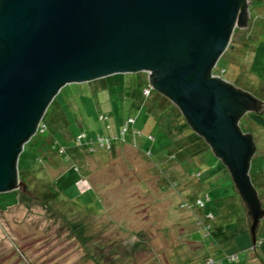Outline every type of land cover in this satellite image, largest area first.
I'll list each match as a JSON object with an SVG mask.
<instances>
[{
  "label": "rangeland",
  "instance_id": "1",
  "mask_svg": "<svg viewBox=\"0 0 264 264\" xmlns=\"http://www.w3.org/2000/svg\"><path fill=\"white\" fill-rule=\"evenodd\" d=\"M253 1H247L248 24L235 25L213 73L264 100V84L248 69L253 45L264 39V0ZM148 76L139 70L72 81L52 97L42 116L46 132L31 135L19 154L17 182H25L24 190L18 188L17 203L0 210V264H213L206 261L209 255L222 257L221 264H264V213L253 242L249 206L211 147L202 140L194 154L166 158L165 146L172 141L166 131L179 139L187 129L177 124L183 120L179 108L166 100L157 108L165 127L154 126L150 110L159 103L157 90L151 87L144 96L139 89ZM101 111L110 114L113 130L127 115L136 118V126L149 119L155 135L147 142L151 153L131 139L117 141L115 154L97 145L90 151L89 137L107 131L97 117ZM239 125L254 140L249 175L264 208V183L259 184L256 172L264 169V127L246 113ZM81 134V140L75 139ZM53 144L62 145L64 153ZM54 158L67 178L64 187L65 178L54 179L55 167L50 173L43 170ZM206 194L204 205H198L197 198ZM209 212L205 230L200 222ZM136 232H143L145 240L132 248ZM231 253L238 254L233 262Z\"/></svg>",
  "mask_w": 264,
  "mask_h": 264
},
{
  "label": "water",
  "instance_id": "2",
  "mask_svg": "<svg viewBox=\"0 0 264 264\" xmlns=\"http://www.w3.org/2000/svg\"><path fill=\"white\" fill-rule=\"evenodd\" d=\"M248 0H0V191L18 187L17 162L62 85L149 71L228 167L253 221L264 208L249 175L255 145L242 131L259 98L212 73Z\"/></svg>",
  "mask_w": 264,
  "mask_h": 264
},
{
  "label": "trees",
  "instance_id": "3",
  "mask_svg": "<svg viewBox=\"0 0 264 264\" xmlns=\"http://www.w3.org/2000/svg\"><path fill=\"white\" fill-rule=\"evenodd\" d=\"M254 1L253 0H250V3H253ZM248 10H249V3H248ZM249 14H250V16H251V13L249 12ZM249 22V19H247V23ZM233 32H234V29H233ZM248 69L251 71V72H253L254 74H256L259 78H260V80H261V83L262 84H264V39H259L254 45H253V56H252V59H251V61H250V63H249V66H248ZM146 73L148 74V71H146ZM151 85H150V83H149V80L147 79V80H145V81H141L140 82V84H139V89H141V93L144 95V96H148L149 94H150V92H151ZM144 88H148L149 89V92L147 93V94H144L143 93V89ZM242 89H243V87H242ZM157 90V89H156ZM157 96L158 95H160L161 97H166L169 101H171L172 103H173V101L168 97V96H166L165 94H163L162 92H160V91H158L157 90ZM159 98V97H158ZM159 103H158V105L156 106V107H154V108H159V107H161V100L159 99V101H158ZM171 103V104H172ZM160 104V105H159ZM174 104V103H173ZM172 104V105H173ZM175 105L179 108V106L175 103ZM174 106V105H173ZM264 108V103H263V107H262V109ZM164 110V109H163ZM179 114H181L182 116H183V120H180V123L181 122H183V123H181V125L182 124H186V126L188 127V129L191 131L192 129H191V126L189 125V123H188V121H187V118H186V116L183 114V112L181 111V109L179 108ZM177 111V112H178ZM244 113H246L247 114V116L249 117V119H251L253 122H255L256 124H258V125H260V126H262V127H264V109L263 110H261V111H258V110H256V109H246V111H244ZM100 115H104L103 116V118H101L100 117ZM109 116H110V114L109 113H107V112H99V114H98V119L100 120V121H103L104 122V124H105V128L107 129V131L106 130H104V131H98L96 134H102V135H106V136H112V141H114V143H113V145H112V148L111 149H109V150H112V152H114L115 151V143L117 142V141H119L120 139H117L118 137L117 136H115V134L119 131V129H120V126H121V124H122V122L119 124V127L117 126L116 128H115V126H114V128H115V130L113 131V126H112V124L109 122ZM127 116H132V115H127ZM127 116H125L124 117V119L127 117ZM159 116V118L161 117V113L158 115ZM43 118V117H42ZM41 118V121L42 122H44L45 123V130L43 131V132H38V131H35V133H40V134H42V133H45L46 132V129H47V126H46V122L43 120ZM123 119V120H124ZM155 121V120H154ZM134 122H135V120H134ZM156 122H157V120H156ZM134 124V123H133ZM133 124H132V127H133ZM134 128V127H133ZM240 128H241V126H240ZM137 129V128H136ZM138 129H141V128H138ZM242 129V131H243V128H241ZM192 132L194 133V137H196L195 138V141H198V140H204V141H206V139H205V137L203 136V135H201V134H199V133H197L194 129L192 130ZM245 133H248V132H245ZM96 134H94V135H96ZM128 135H130V132H128L125 136V138H126V140H128V139H130L129 138V136ZM135 135H139V134H135ZM249 135H250V137L252 138V140H253V137H252V135H251V133L249 132ZM93 136V135H92ZM145 136V135H144ZM145 138H147L146 136H145ZM148 139V138H147ZM149 141L151 140V139H148ZM148 140H147V142H148ZM152 141V140H151ZM194 141V142H195ZM147 142H145L144 143V148L146 147V148H149V146H147ZM207 142V141H206ZM208 143V142H207ZM253 143H254V140H253ZM209 144V143H208ZM54 148H56L57 149V151H58V146H55L54 144L52 145ZM60 146V145H59ZM209 146H210V144H209ZM23 147H24V145H23ZM211 147V146H210ZM41 149V148H40ZM23 150V149H22ZM147 150H150V149H147ZM255 150V149H254ZM185 153H187L188 151L185 149V151H184ZM213 152V151H212ZM45 152H43V154H44ZM20 154V153H19ZM254 151L251 153V155H250V167H249V171L251 170V162H252V159H253V157H254ZM40 154H36L35 156L36 157H38ZM220 158V157H219ZM221 159V158H220ZM18 162H20V158H19V156H18ZM18 162H17V164H18ZM223 165L225 164V163H222ZM225 166V165H224ZM264 170V169H263ZM231 174V173H230ZM51 183V182H50ZM46 188H48V189H51V190H53L55 187L54 186H52V185H48ZM25 190H27V187L25 188ZM19 189H18V187H13L12 189H9V190H4V191H0V210H5V209H7L9 206H12V205H14L15 203H17L18 202V198H19ZM242 196V195H241ZM73 222V221H72ZM77 223H78V221H76ZM74 223V224H77V223ZM209 226H210V224H209ZM203 228L205 229V230H208V228L206 229L204 226H203ZM116 236V235H115ZM145 240V238H144V234H143V232H136V234H135V240L133 239V242H132V248H134L135 247V245H136V243H137V241L138 240H141V242H142V240ZM113 240H116V243H114V245H116L117 243H119L118 241H117V239H116V237H114L113 236ZM113 240H111V241H109V242H111L112 243V241ZM112 245V244H111ZM125 245V244H124ZM131 246H129L130 248V251L129 252H131L133 249L131 248ZM111 248V247H110ZM112 249H115L113 246H112ZM111 249V250H112ZM132 249V250H131ZM209 256H211V255H209ZM237 259V258H236ZM235 260V259H234ZM233 260V261H234ZM230 261V260H229ZM233 261H231V262H233Z\"/></svg>",
  "mask_w": 264,
  "mask_h": 264
},
{
  "label": "crops",
  "instance_id": "4",
  "mask_svg": "<svg viewBox=\"0 0 264 264\" xmlns=\"http://www.w3.org/2000/svg\"><path fill=\"white\" fill-rule=\"evenodd\" d=\"M258 1V0H257ZM256 3V2H255ZM235 85V84H234ZM244 90H246L245 88H243ZM246 91H249L251 94H253L250 90H246ZM255 97H257L255 94H253ZM158 97L160 98V100L161 101H165L166 100V103H171V101H169L166 97H161L160 95H158ZM166 98V99H165ZM258 98V97H257ZM260 99V98H259ZM260 100H262V102H264V100H263V98H261ZM150 113L153 115V117H155V121H154V126H158V129H164V127H165V125H164V122L162 121V118L163 117H161V118H159V116H158V114H157V108H151V110H150ZM160 114V113H159ZM148 118H150V117H148ZM147 118V119H148ZM134 119H135V122H136V118L134 117ZM156 120H157V122H156ZM148 121H149V119L144 123V125H141L142 123H140V124H138V126H136V124H135V122H134V124H133V127L134 128H141V129H143L144 131H148V132H150V133H152L153 135H154V133H153V129H154V126H152V124L151 125H149V123H148ZM181 123H183V122H181ZM180 123V121H177V124H181ZM183 126H186V124H183ZM157 129V130H158ZM185 129H187V133H185V137L184 136H182V138H180L179 137V139L177 138H175V139H173L172 138V134L170 133V132H168V131H166V134L168 135V136H170V138H171V143H170V147H168V146H165L166 147V149L168 150V155H169V157L168 156H166V158H172V156H174L173 154H177V152H180V153H182V154H186L184 151H185V149L188 151L187 152V154H194V152H196L197 151V148H195L197 145H198V143H200V142H202V143H204L205 142V144H207L208 146H209V144L206 142V141H202V140H198V141H195V138L196 137H194L195 135H194V133L192 132V130H193V128L191 127V131L188 129V127L186 126L185 127ZM185 129H183L182 130V132L184 133V130ZM114 131V130H113ZM172 132V131H171ZM173 133V132H172ZM145 134L143 133V134H139V135H128L129 136V138L131 139V141H133L134 142V144H136L138 147H140L142 150H144L145 152H147L148 150L147 149H149V148H144V143L145 142H147V138H145V136H144ZM184 138V139H183ZM153 140H155V135H154V139ZM127 141V140H126ZM149 141V140H148ZM195 141V142H194ZM120 142H122V141H120ZM175 146V149H172V147L171 146ZM192 149H190V148ZM210 147V146H209ZM139 148V149H140ZM160 150H162L163 148H159ZM202 149V148H201ZM201 149H198V151L200 152L201 151ZM160 150H157V151H160ZM151 151V150H150ZM211 151H212V149H211ZM113 154H115L116 152L114 151V152H112ZM148 153V152H147ZM151 153V152H150ZM162 154V153H161ZM162 156V155H161ZM55 157H56V155H55ZM54 160V163H53V161H52V163L54 164H51V162L50 161H48L47 163H45L43 166V170H44V172H46V171H48L49 172V169H52V168H54L55 167V170H56V172H55V177H54V179L56 178V177H58L57 178V180H59V179H61V178H65V180H64V185L62 186V187H64L65 185H66V177H64V174H62L63 172H61L62 170L60 169V166L58 165V163H56V160H57V157H56V160H55V158L53 159ZM220 160V159H219ZM262 171H264L263 169H260V170H257L256 172H258L257 174H259V176H258V178H259V184H261V185H263V181H262V179H263V172ZM50 173V172H49ZM54 174V173H53ZM56 180V181H57ZM84 188H86V187H84ZM9 207H11V206H9ZM8 207V208H9ZM6 210V209H5ZM205 215V214H204Z\"/></svg>",
  "mask_w": 264,
  "mask_h": 264
},
{
  "label": "built area",
  "instance_id": "5",
  "mask_svg": "<svg viewBox=\"0 0 264 264\" xmlns=\"http://www.w3.org/2000/svg\"><path fill=\"white\" fill-rule=\"evenodd\" d=\"M148 74H149V71H148ZM149 92V89L148 88H144L143 89V93L144 94H147ZM104 115H100L101 118H103ZM134 117L133 116H127L121 126H120V129L119 131L115 134V136H117L118 138L117 139H120L119 141H126V134L128 132H130L131 135H135V134H145V136L148 138V139H151L153 140L154 139V135L148 131H144L143 129H136V128H133L132 127V124L134 123ZM45 130V123L42 122L41 120L38 122L37 124V127H36V131L38 132H43ZM84 134H81V135H77L75 137V139L77 140H81L80 137L83 136ZM88 149L91 151H93L97 146H101V147H105L107 149H111L112 148V145L114 143V141H112V136H106V135H100V134H96V135H93L92 137L90 136L89 139L85 142ZM58 152L59 153H64L65 151V148L62 146V145H58ZM148 153H150L151 151L148 150L147 151ZM209 198V196L206 194L205 198L202 199V198H197L196 200V203L200 206H203L204 203H205V200H207ZM212 213L209 212V213H205V218L207 219L204 220L203 222L201 221L200 223H202V225L207 229L210 228L209 226V222L208 220L212 218ZM258 243H260V240H258ZM238 257V254L237 253H231L228 255V259L230 261L236 259ZM206 261L207 262H210V263H213V264H221L222 263V257L220 258H214L212 256H207L206 257Z\"/></svg>",
  "mask_w": 264,
  "mask_h": 264
},
{
  "label": "clouds",
  "instance_id": "6",
  "mask_svg": "<svg viewBox=\"0 0 264 264\" xmlns=\"http://www.w3.org/2000/svg\"><path fill=\"white\" fill-rule=\"evenodd\" d=\"M212 73H213V70H212ZM214 74V73H213Z\"/></svg>",
  "mask_w": 264,
  "mask_h": 264
}]
</instances>
